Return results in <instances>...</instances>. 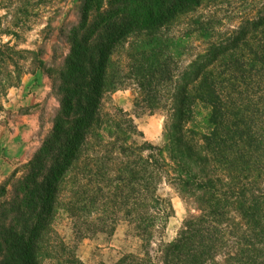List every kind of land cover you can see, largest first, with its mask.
Returning <instances> with one entry per match:
<instances>
[{
  "label": "trees",
  "instance_id": "obj_1",
  "mask_svg": "<svg viewBox=\"0 0 264 264\" xmlns=\"http://www.w3.org/2000/svg\"><path fill=\"white\" fill-rule=\"evenodd\" d=\"M71 1L74 20L57 38L66 56L58 61L55 50L51 64L39 62L58 102L52 128L0 184V264L68 252L53 227L61 209L80 238L112 233L122 218L146 247L165 213L162 181L188 208L177 237L154 256L129 253L113 264H264V0H233L238 21L226 30L209 18L183 34L176 25L217 0ZM67 2L0 0V22L19 29L21 17L29 23ZM4 35L20 33L0 24V113L21 83V61L38 56ZM193 35L203 44L182 64ZM120 49L127 75L112 59ZM127 77L138 88L135 106L165 113L159 146L138 143L142 134L122 110L101 113L107 84Z\"/></svg>",
  "mask_w": 264,
  "mask_h": 264
},
{
  "label": "rangeland",
  "instance_id": "obj_2",
  "mask_svg": "<svg viewBox=\"0 0 264 264\" xmlns=\"http://www.w3.org/2000/svg\"><path fill=\"white\" fill-rule=\"evenodd\" d=\"M233 0H217L216 2H204L195 12L185 16L174 31L184 33L190 29L189 24L194 20H206L223 22V30H226L237 24L238 19L231 18ZM60 12L54 13L52 9L42 17H34L29 23H24L21 17V23H18L19 29H16L7 21H2V26H9L18 30L20 37L18 39L10 36H2L3 42L11 40L20 50H29L38 52V56L27 55L24 61H21L24 74L19 86L7 91V95L2 100L4 111L0 113V184L4 183L16 170L25 165L33 155L35 149L40 145L44 137L50 132L52 124L47 119V114L57 108V99L50 97L38 108L40 112V127H32L30 121L25 120V116L33 109L32 106H22L20 99L17 98L18 92H52V82L45 73L42 65H49L53 57H60L61 61L67 54V48L58 44V29L61 24L74 20L73 14L68 13L74 6V2L68 0L63 5H56ZM5 11L0 9V15ZM51 20L48 28L46 23ZM191 47L194 48L190 55L184 58L182 64H186L192 59L194 53L202 46L203 42L195 35L189 39ZM115 65L121 67L123 74H128L130 64L126 49H120L113 57ZM138 88L135 82L125 79L120 86L107 84L106 90L101 99V113L104 116L113 115L116 110L125 112L134 122L142 136L137 137L138 143L147 142L154 146L161 145L162 126L165 119L163 110L151 111L148 108L135 106V98ZM157 194L164 202V217L157 223L153 232V237L145 247L133 226L122 218L116 221L112 233L96 232L86 233L80 238L73 232L72 218L64 211L58 210L54 218L53 227L61 240L69 248V251H50V255H40V264H68L67 260L76 257L82 264H113L121 256L129 253L145 254L146 252L153 256L158 252L162 244L172 242L178 234L182 222L189 214L184 201L179 197L169 185L160 182ZM121 216V215H120Z\"/></svg>",
  "mask_w": 264,
  "mask_h": 264
},
{
  "label": "crops",
  "instance_id": "obj_3",
  "mask_svg": "<svg viewBox=\"0 0 264 264\" xmlns=\"http://www.w3.org/2000/svg\"><path fill=\"white\" fill-rule=\"evenodd\" d=\"M52 96H54L52 92H44V93H41V92H18L17 98L20 99L21 105L22 106H32V108H33L29 112V114L24 117L25 120L31 122L32 127L39 129V127H40V123H39L40 122V120H39L40 119V116H39L40 112L37 109L40 108L45 103L47 98L49 99ZM57 107H58V102H57ZM55 112H56V110L51 111V113H48L47 119H45V121H49L52 124V120H53V117L55 115Z\"/></svg>",
  "mask_w": 264,
  "mask_h": 264
}]
</instances>
